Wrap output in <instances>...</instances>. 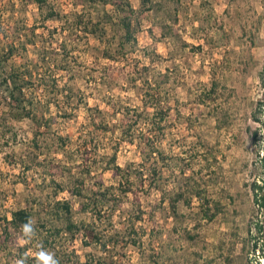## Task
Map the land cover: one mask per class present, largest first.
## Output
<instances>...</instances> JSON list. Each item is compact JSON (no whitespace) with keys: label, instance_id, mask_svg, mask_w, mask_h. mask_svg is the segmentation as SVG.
Here are the masks:
<instances>
[{"label":"rangeland","instance_id":"374dc122","mask_svg":"<svg viewBox=\"0 0 264 264\" xmlns=\"http://www.w3.org/2000/svg\"><path fill=\"white\" fill-rule=\"evenodd\" d=\"M128 1L139 13L136 41L120 48V15L111 3L0 0V52L15 48L3 69L30 70L33 84L22 98L33 102L27 108L35 117L0 92V264L35 250V243L18 247L19 232L1 240L2 217L23 207L58 259L81 264L88 254L101 256L82 232L63 229L56 202L64 200L73 222H96L108 234L122 232L123 219L140 206V244L120 240L111 247L112 264H262L264 0H151L142 12L140 0ZM50 10L59 15L47 19ZM102 10L111 20L98 37ZM145 90L168 110L157 137L163 155L147 163L155 174L140 186L135 168L142 154L120 127L143 109ZM113 152L117 165L131 168L137 199L129 193L114 210L105 207L99 222L68 188L80 179L85 193L95 182L116 188L119 178L105 168ZM177 192L184 195L172 208ZM55 227L63 230L45 243L42 236Z\"/></svg>","mask_w":264,"mask_h":264},{"label":"trees","instance_id":"16d2710c","mask_svg":"<svg viewBox=\"0 0 264 264\" xmlns=\"http://www.w3.org/2000/svg\"><path fill=\"white\" fill-rule=\"evenodd\" d=\"M38 4V6H41L46 2V0H35ZM89 5H96V3H99L101 5H106L107 3H111L116 9L119 17V25L121 26V34L119 36V45L120 48L124 47V45L132 44L136 41L135 37V31L136 28H138V14L136 11L132 8L131 4L128 0H88ZM151 0H140V8L139 12L148 10L147 4L150 3ZM103 9V8H102ZM136 13V14H135ZM102 16L98 19V21L95 23V27L93 31H98V26L102 25V27L99 29L100 33L97 35L98 37H101V35L105 32V26L108 25L110 22V16L107 12L102 10ZM59 14L56 11L50 10L46 13L45 17L53 18L57 17ZM97 27V28H96ZM14 46L12 44L9 45L7 48V54L6 52L1 51L0 52V92L5 94V97L10 101V103L16 104L20 109L24 110V115H28V117L35 118L32 114V110L28 109L27 107H33V102H28L26 105V102L24 104L23 100V94L24 90L28 89L30 85L33 84V82L30 80V70L26 68V70H11L9 72H6L3 69V62L8 59L9 56H12L14 53ZM109 52L106 51V57H111L108 54ZM42 60L44 59V55H42ZM264 64L262 67V70L260 72V79L264 81ZM40 80H44V77H40ZM213 83V82H212ZM56 83L52 81V87H55ZM56 91H59V89H56ZM142 101H143V109L141 111H138V109L132 110L134 112V118H131L130 121L126 122V128L122 124L120 127L122 130V134L128 139L131 143H136V146L139 148L140 154H142L141 158V166L139 168H135V172L138 175V181L140 186L143 183V180L145 179L144 176H150L155 174V168L150 167V164H147L151 159H153V155L157 152L160 156L163 155L162 149L159 147L158 144V135H163L164 133V127L165 124H163V121L165 120L166 111L168 110L167 107L163 106V102L158 98V96H155V94L150 93L148 90H145L142 94ZM148 107H152L153 111L149 112L147 109ZM26 110V111H25ZM143 116V118H140ZM35 123L38 125L37 132L40 134H44L45 130L40 129L41 125L39 124L38 120H35ZM136 127V129H135ZM91 150L88 151V155L86 157H83L82 163L89 161L91 157ZM162 157V156H161ZM93 158H91V161ZM146 161V163L142 162ZM105 168L111 169L112 173L116 175L118 179V183L116 188L113 186H103L100 182H95L96 189H90V194L85 193L83 191L84 181L83 179L78 180V183L75 186H72V188H68V191L70 194L76 196V197H82L83 202L81 203L80 209L81 211H89V209L94 213V217L96 221L102 222L101 219V211L105 207H110L111 210H114L116 206H118L120 203L126 199L128 194L134 195V198L137 199L136 192L133 190V180L131 179V173L130 167H121L115 163V153L113 152L111 156L108 157L107 161H105ZM95 164L90 163V166L87 165V172L89 173L90 168H94ZM109 167V168H107ZM154 178V177H153ZM55 186L58 187L59 190H64V188L61 186L59 182H55L54 180H51ZM115 189V191L113 190ZM190 192L191 195L198 197L199 199H202L200 196V193L197 191ZM183 192H177L174 194L170 205L172 208H175L176 202L183 197ZM205 201L202 199V204ZM261 206L264 207V193L261 196ZM207 207L208 202L204 203ZM56 205L58 206L59 210L57 215H61L60 217H63L66 221L65 227L63 228L66 232H68L71 235H75V233L82 232L83 240L86 243V245H95L101 250L102 255L101 256H94V255H87L84 262L81 264H112V259L114 258V255L112 254L111 247H115V244L120 242V240L123 241V243L131 244V245H139L140 244V232L135 228V223L141 220L143 210L140 208V206L137 207L136 212L133 213V215H128V217H125L123 219L124 224V230L122 232L118 230H113L109 234L107 232H101L98 228V224L96 222L91 223H83L80 222V224H77L71 220V203L69 201H57ZM209 210V208L207 207ZM106 212V211H105ZM104 215L107 217L105 218V221H107V224L109 225L112 221L109 219V217L104 213ZM214 214H211L210 217H212ZM32 217V212L29 208H17L10 210V216L7 218V216L2 217V221L4 222L3 230H2V241L4 240H13L15 239V232H19L20 226L26 222V219ZM104 221V222H105ZM41 228H46V223L42 222L38 224ZM112 226V225H110ZM61 228H54L53 230H50L49 234H44L42 238L44 239L45 243H49V238L52 235H57L60 233ZM263 238H264V229H263ZM112 245V246H111ZM262 254H264V247ZM68 257L59 259L60 264H80L78 261L79 259L76 258V260L69 261Z\"/></svg>","mask_w":264,"mask_h":264},{"label":"clouds","instance_id":"9594fccd","mask_svg":"<svg viewBox=\"0 0 264 264\" xmlns=\"http://www.w3.org/2000/svg\"><path fill=\"white\" fill-rule=\"evenodd\" d=\"M36 225L37 221L29 217L20 226L17 237L18 247L24 248L35 243V250L31 254L29 252L19 254L15 260V264H29V260L33 261V264H60L56 253L46 248L43 241L39 238Z\"/></svg>","mask_w":264,"mask_h":264},{"label":"bare ground","instance_id":"6f19581e","mask_svg":"<svg viewBox=\"0 0 264 264\" xmlns=\"http://www.w3.org/2000/svg\"><path fill=\"white\" fill-rule=\"evenodd\" d=\"M262 264H264V258H263V263Z\"/></svg>","mask_w":264,"mask_h":264}]
</instances>
